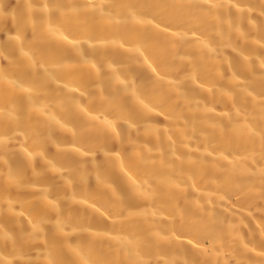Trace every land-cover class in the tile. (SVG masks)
Here are the masks:
<instances>
[{"label": "bare ground", "instance_id": "1", "mask_svg": "<svg viewBox=\"0 0 264 264\" xmlns=\"http://www.w3.org/2000/svg\"><path fill=\"white\" fill-rule=\"evenodd\" d=\"M0 264H264V0H0Z\"/></svg>", "mask_w": 264, "mask_h": 264}]
</instances>
